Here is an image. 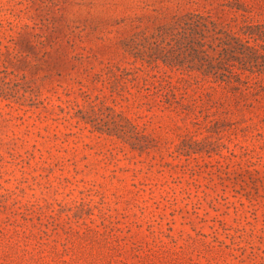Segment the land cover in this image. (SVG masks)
Masks as SVG:
<instances>
[{"label":"rangeland","instance_id":"obj_1","mask_svg":"<svg viewBox=\"0 0 264 264\" xmlns=\"http://www.w3.org/2000/svg\"><path fill=\"white\" fill-rule=\"evenodd\" d=\"M0 264H264V0H0Z\"/></svg>","mask_w":264,"mask_h":264}]
</instances>
